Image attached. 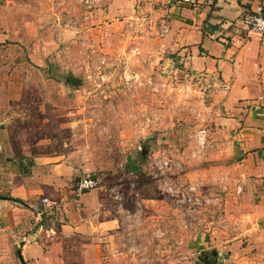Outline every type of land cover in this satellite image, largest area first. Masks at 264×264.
<instances>
[{"label":"rangeland","instance_id":"374dc122","mask_svg":"<svg viewBox=\"0 0 264 264\" xmlns=\"http://www.w3.org/2000/svg\"><path fill=\"white\" fill-rule=\"evenodd\" d=\"M108 4L0 0V195L11 196L13 175L34 160H64L79 179L95 175L113 189L119 221L94 246L63 228V203L44 194L37 212L13 221L0 207V264H203L212 249L233 264L241 184L231 182L234 165L207 154L213 87L153 42L140 53L135 18L107 16Z\"/></svg>","mask_w":264,"mask_h":264},{"label":"crops","instance_id":"0c3cea01","mask_svg":"<svg viewBox=\"0 0 264 264\" xmlns=\"http://www.w3.org/2000/svg\"><path fill=\"white\" fill-rule=\"evenodd\" d=\"M105 1L107 16L135 18L143 32L135 37L140 53L147 41L153 42L199 82L213 87V132L207 154L217 162H228L232 170L234 165L239 173L231 182L241 184L244 232L233 238L231 261L264 264V35L250 30L244 21L247 14L262 11L264 0H199L194 6L177 0ZM42 163L46 164L36 159L28 173L13 175L11 196L7 204H0L10 220L17 213L37 212L36 200L44 194L63 203L67 232H76L78 239L88 235L94 246L102 245L106 237L110 241L108 233L119 226L111 207L113 189L86 192L78 206L71 195L80 177L75 166L64 160ZM15 199H21L27 209L15 206ZM208 243L206 238L200 241L204 246ZM207 251L201 255L217 253L221 262L225 260L223 252Z\"/></svg>","mask_w":264,"mask_h":264},{"label":"built area","instance_id":"2783aa9c","mask_svg":"<svg viewBox=\"0 0 264 264\" xmlns=\"http://www.w3.org/2000/svg\"><path fill=\"white\" fill-rule=\"evenodd\" d=\"M97 0H86L88 4L93 5ZM178 3L180 4H187L194 6L196 5L199 0H177ZM245 25L250 29L255 32H257L260 35H264V15L262 12H258L256 14H247L244 18ZM207 130L202 129L200 130L199 133V143L200 145L204 146L207 143ZM165 163L167 165V160H165ZM102 187V181L97 178V177H90V176H85L83 178H80L76 185L74 186L72 193L73 197L79 201L81 197L86 193L94 189H98ZM194 187L193 189H195ZM43 201L45 203H51V201L48 198H44Z\"/></svg>","mask_w":264,"mask_h":264},{"label":"trees","instance_id":"16d2710c","mask_svg":"<svg viewBox=\"0 0 264 264\" xmlns=\"http://www.w3.org/2000/svg\"><path fill=\"white\" fill-rule=\"evenodd\" d=\"M262 14L264 15V7L262 8ZM127 166L129 167V170L131 172H135V173H138L141 169L139 166H137L135 164V161L133 160V158H129L128 161H127ZM90 177H95V175H89ZM15 201L17 202H22L21 199H15ZM21 260H23V258H21ZM24 264H27L24 260H23Z\"/></svg>","mask_w":264,"mask_h":264},{"label":"flooded vegetation","instance_id":"af4514ba","mask_svg":"<svg viewBox=\"0 0 264 264\" xmlns=\"http://www.w3.org/2000/svg\"><path fill=\"white\" fill-rule=\"evenodd\" d=\"M203 260L205 261V264H222V262L219 260V256H213L212 254L210 256H202Z\"/></svg>","mask_w":264,"mask_h":264},{"label":"water","instance_id":"95a60500","mask_svg":"<svg viewBox=\"0 0 264 264\" xmlns=\"http://www.w3.org/2000/svg\"><path fill=\"white\" fill-rule=\"evenodd\" d=\"M0 198H1V199H9V197L1 196V195H0ZM22 244H24V243H22ZM18 254H19V256H20L21 258H23V256H22V249H21V248L18 249ZM215 255H217V253H216Z\"/></svg>","mask_w":264,"mask_h":264}]
</instances>
